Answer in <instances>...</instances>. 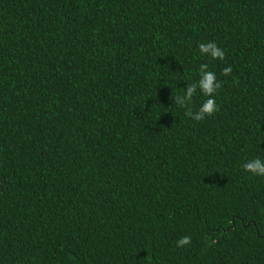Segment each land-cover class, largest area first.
Returning a JSON list of instances; mask_svg holds the SVG:
<instances>
[{
  "label": "trees",
  "instance_id": "obj_1",
  "mask_svg": "<svg viewBox=\"0 0 264 264\" xmlns=\"http://www.w3.org/2000/svg\"><path fill=\"white\" fill-rule=\"evenodd\" d=\"M257 155L264 0H0V264H264Z\"/></svg>",
  "mask_w": 264,
  "mask_h": 264
},
{
  "label": "clouds",
  "instance_id": "obj_2",
  "mask_svg": "<svg viewBox=\"0 0 264 264\" xmlns=\"http://www.w3.org/2000/svg\"><path fill=\"white\" fill-rule=\"evenodd\" d=\"M225 50L215 41L201 42L198 45V56L205 57L209 61H224ZM233 69L231 66L223 69V74L229 76ZM198 78L193 81H187L183 91L172 95L173 104L185 110V115L193 121H203L207 117L214 115L218 111L216 94L222 88V82L218 79L217 73L210 70L209 63H201L197 71ZM202 95L205 99L199 103L198 107H193L196 97ZM245 172L253 176L264 178V156L257 155L247 159L243 165ZM192 237L185 235L176 241V246L183 248L191 245Z\"/></svg>",
  "mask_w": 264,
  "mask_h": 264
}]
</instances>
